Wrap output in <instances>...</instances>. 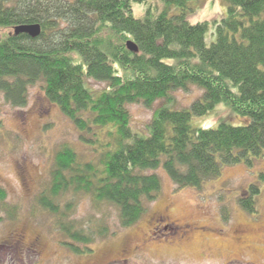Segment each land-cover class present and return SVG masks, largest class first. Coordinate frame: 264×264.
Instances as JSON below:
<instances>
[{
	"label": "trees",
	"instance_id": "obj_1",
	"mask_svg": "<svg viewBox=\"0 0 264 264\" xmlns=\"http://www.w3.org/2000/svg\"><path fill=\"white\" fill-rule=\"evenodd\" d=\"M222 1L223 17L193 23L199 0H0V29H9L0 36L5 101L24 106L28 87L40 82L97 153L85 160L60 145L36 197L72 252L86 254L96 240L135 224L160 194L154 170L165 171L177 189L200 190L225 166L264 163V0ZM133 4L144 5L141 17ZM33 24L35 37L14 32ZM90 80L104 86L94 89ZM191 86L200 95L176 106L172 93ZM160 100L145 130L134 129L127 106L151 108ZM218 104L245 124H192ZM260 193L250 183L238 206L256 214ZM77 195L90 197L96 209L113 207L116 222L109 225L106 213L74 217ZM1 211L15 213L0 186Z\"/></svg>",
	"mask_w": 264,
	"mask_h": 264
},
{
	"label": "rangeland",
	"instance_id": "obj_2",
	"mask_svg": "<svg viewBox=\"0 0 264 264\" xmlns=\"http://www.w3.org/2000/svg\"><path fill=\"white\" fill-rule=\"evenodd\" d=\"M141 17L144 5H132ZM222 0H199L190 22L218 20L226 14ZM142 13V14H141ZM9 29H0V36ZM94 89L104 84L89 81ZM201 91L191 86L174 91L175 105L188 106ZM140 103L128 105L130 123L144 131L153 110ZM219 121L243 125L245 120L223 104L210 114L193 117L192 124L216 127ZM69 144L82 159L95 160L97 153L84 144L79 131L44 95L42 84L28 87L24 106L15 107L0 93V186L6 202L15 208L12 216L0 212V264H264V163L225 166L200 190L177 189L162 169L161 191L147 204L144 215L133 225L96 240L86 254L72 252L62 241L52 215L40 209L36 197L49 178L55 151ZM250 183H257V213L248 215L237 197ZM74 217L106 213L108 224L116 222L113 207H93L90 197L77 195Z\"/></svg>",
	"mask_w": 264,
	"mask_h": 264
},
{
	"label": "water",
	"instance_id": "obj_3",
	"mask_svg": "<svg viewBox=\"0 0 264 264\" xmlns=\"http://www.w3.org/2000/svg\"><path fill=\"white\" fill-rule=\"evenodd\" d=\"M14 32L15 33H19V32H25L27 34H29L32 37H35L39 34V25L33 24V25H20L14 28ZM127 46L129 49L136 51L137 48L136 46L131 42L128 41L127 42Z\"/></svg>",
	"mask_w": 264,
	"mask_h": 264
}]
</instances>
